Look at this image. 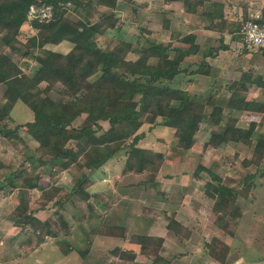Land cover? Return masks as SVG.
I'll use <instances>...</instances> for the list:
<instances>
[{
  "label": "trees",
  "instance_id": "16d2710c",
  "mask_svg": "<svg viewBox=\"0 0 264 264\" xmlns=\"http://www.w3.org/2000/svg\"><path fill=\"white\" fill-rule=\"evenodd\" d=\"M179 1L183 12L199 16L204 20L201 26L219 34V43L205 51L204 56L213 57L220 49H227V45L223 43L225 32L239 33L242 38L241 28L249 19L246 6L242 7L238 27L233 28L224 14L223 2H212L208 10L206 0ZM117 2L118 0H0V41L9 49V52L6 49L0 50V83L5 86L2 94L4 101L0 104V135L5 139L23 141L24 138L18 133L19 125L11 129L4 122L9 118L12 106L21 101L33 114L32 120L24 126L38 143L37 158H28L31 160L30 165L36 163L43 170H50L56 164L63 171L73 167L76 169L69 190L58 185L43 186L39 183L38 171L19 169L9 172L4 180H0V193L6 186L10 191L18 190L19 201L10 215L15 217L16 226L30 232L28 242L35 237V244H39L50 237L62 254L77 252L83 261L88 257L89 248L70 241L69 234L74 221L91 225L93 234L119 238L128 236L124 226L100 223L108 202L103 201L99 194L89 191L92 184L90 174L112 159L120 160L123 154V176L142 177L135 184L127 181L125 186L118 185L120 195L146 198L156 184L165 155L138 145L145 137V133L138 130L145 124L150 128L154 126L155 129L158 126L169 128L170 142L183 150L192 148L195 143L194 134L204 120L217 127L203 144L205 148L211 147L214 151L228 142L251 144L255 128V122H251L246 129L237 127L231 116L224 125H220L225 108L234 107L238 103L235 91H232L226 106H221L214 100L211 102V96L201 97L185 87L175 86L183 81L177 78L185 72H204L201 67L188 71V66L185 65L186 57L198 53L196 35L189 34L185 43L175 45L172 40L157 41L145 36L136 41L117 39L108 50L98 47L97 36L118 25L119 17L115 11ZM42 4L52 6V17L48 20L28 19L29 6ZM101 7L108 11L99 9ZM69 11L75 17H70ZM168 26V21L165 20L163 27L168 29ZM24 27L30 29L29 33L24 31ZM64 41L71 44L67 52L51 49L50 46ZM16 49L21 51L23 57L32 56L35 60L37 67L32 73L24 71L20 61L11 57V50ZM259 50L264 55V48ZM130 53L135 54V57L130 58ZM77 66L92 70L89 76H85V83L78 94L70 86L79 74ZM53 90L56 92L55 98L52 97ZM207 105H210V109L206 108ZM248 107L255 108V105L250 104ZM81 116H84L83 123L74 125V120ZM158 118L161 119L160 123L157 122ZM103 122L108 123L107 128L103 126ZM120 124L122 126L118 127ZM160 139L164 141L163 138ZM252 147L255 154L263 152L264 141L259 139ZM258 159L260 156L254 157L253 162L251 158L245 163L258 165ZM202 170L207 171L214 180L220 179L201 164L195 171L198 173ZM218 182L217 185L207 184L206 191L213 192L218 205L224 206L228 198L234 201V189ZM138 187L141 194L137 193ZM35 190L41 192L35 199L36 202H52L55 207L53 213L43 221L29 212L30 199ZM214 211L217 214L214 224L219 228H222L221 221L226 215L233 218L234 213L226 207L221 213L215 207ZM97 212H101L98 213L99 221L91 218ZM164 227L182 240L188 239L191 232L174 218L166 219ZM130 236L133 243L139 246V251L115 247L111 253L117 259L133 261L140 252L146 257H152L153 264L172 262V259L162 255L164 238L133 233ZM90 241L91 239L87 240L88 246ZM205 245L211 257L225 263L229 252L226 243L214 236Z\"/></svg>",
  "mask_w": 264,
  "mask_h": 264
},
{
  "label": "rangeland",
  "instance_id": "374dc122",
  "mask_svg": "<svg viewBox=\"0 0 264 264\" xmlns=\"http://www.w3.org/2000/svg\"><path fill=\"white\" fill-rule=\"evenodd\" d=\"M206 1L205 5L208 10L211 8L212 2H223L225 5L224 14L228 17L231 22L229 25L233 28L238 27V23L242 18L241 13L243 6H246V11L248 13L250 8H256L255 11L260 9L264 12V0ZM166 5H169L171 8L166 7ZM181 8L182 5L179 0L168 2H165L164 0H118L115 9L117 12L116 14L119 17L118 25L116 28L109 30L105 34L97 36V46L104 50H108L114 46L117 39L122 38L125 40L136 41L137 38L142 40V37L144 38L145 36L157 41H166L169 39L172 40V43L175 45L178 43H185L189 34L196 35L195 42H202V48L205 47L204 43L206 39H208L210 43L215 44L214 42L218 40L219 34L216 33V31L210 29L207 30L201 26L202 21H204L201 18L196 17V25H194L192 20L189 23L185 22V20H183L177 13ZM99 9L105 10V8L102 7ZM170 12H172V14H170ZM68 15L70 17H75L70 11L68 12ZM165 20L168 21V24L172 20L171 29L165 30L163 27ZM258 20L262 19L258 18ZM193 26L196 27L193 28ZM202 28L206 30H203ZM23 29L27 33L30 31V29H27L26 27ZM230 34L228 35L224 33V39L227 38V40H230L231 50L233 52L236 50L237 52V49L240 50V48H237V44H239L238 41L242 40L241 36L239 33L235 32L233 35L231 34V38ZM23 39L25 38L23 37ZM231 40H234L235 42H231ZM217 44L218 43H216V45ZM50 47L52 50L65 53L70 49L71 44L64 41L59 46L53 45ZM4 49H6V47L0 41V50ZM6 50L9 52V49ZM200 51L198 56L186 58V63L187 60L192 59V61H188L189 63H187L189 68L194 67L193 60H199ZM10 54L16 61H20L21 67L27 71V73H32L36 69L37 63L32 56L25 58L18 49L11 50ZM215 56H217V54ZM129 57L134 58L135 54L130 53ZM76 68L78 69L79 74L71 82L70 86L73 91H76L78 94L85 83V76H89V74L92 73V70L84 66H77ZM184 77L185 76H180L177 79L187 82L189 78L184 79ZM192 83L189 84L190 87L193 85ZM221 85L222 84L219 81L214 82L212 85L214 87L211 88L210 91H215L221 94ZM175 86L177 85L175 84ZM3 89H5V86ZM2 94L3 92L0 91V104L4 101ZM223 94H225V92H223ZM200 96L206 97L207 94H200ZM52 97H56L55 90L52 91ZM213 100L214 99H211V102ZM209 104L212 105V103ZM210 105H207L206 108L210 109ZM32 115L30 108L23 102L18 101L10 109L9 118L4 121L11 129L15 125H19L18 133L24 139L22 142H19L13 138L5 139L0 135V180H4L9 172L26 169L28 171H38L40 175L39 182L43 186L50 187L58 185L67 190L71 189L72 175L76 173L74 167L71 170L63 171L57 164L50 170H43L40 165H37L36 163L30 165L31 160L29 161L28 158H37L38 153L36 152V147L38 143L34 141L32 135L27 133L28 128L24 126V124L32 118ZM83 117L84 116L76 118L73 124H82ZM231 117L234 120L235 126H237V121L239 120L240 124H242L245 129L249 127L251 122H255L254 132L251 136V144L247 145L240 142L241 144L237 143V145H231L232 147L222 145L215 151L211 147L205 148L203 144L206 141L203 140L206 137V133H211V131L217 130V127L209 123V121L204 120L205 123H201L196 132V140L192 146L195 150H192V152L190 151L186 157L177 156L176 158L172 156L175 155L172 150L170 151L171 157L169 162H166L164 165V169L161 173L162 184L160 185L164 192H161V199L163 202L168 203L165 207L171 208V210H158V214L157 211L155 214L156 216H161L162 221L165 222L166 219H172L174 217L178 219L179 222L181 221V223L191 231L186 240H182V238H179L174 234L172 235L169 232L164 244L162 255L167 259H172L170 264H252L264 261V150L263 152L255 154L252 147L255 141L259 139L264 141V104L262 109L253 116L242 118ZM229 118V116H225L224 114L221 124L224 125ZM157 122L160 123L161 119L158 118ZM1 124L2 123H0V126ZM102 124L105 128L108 127L107 122H103ZM121 126L122 124L118 125V127ZM219 127L220 126H218V129ZM206 128H208L209 131L206 130ZM140 131L145 133V137L139 141L138 145H147L157 147L158 149L161 148V144L155 137L162 135L163 138L169 141L171 133L170 129L167 127L159 128L158 126L155 129L154 126L150 128L148 124H145L140 128L138 132ZM167 143L169 146L171 145L170 148L173 146L172 142L169 141ZM259 156L260 159L258 160H260V164L258 165L255 163H245L251 158V161L253 162L254 157L258 158ZM119 159L120 160L117 159L118 162L114 161L106 163L102 170H96L95 172L98 171L97 176L94 174L95 172L90 174L92 175V184H94L93 186L91 184V186L94 188L90 187L93 190L96 189L99 191V197L106 199L108 207L111 208L115 206L114 204L117 199L126 197L119 194L117 191L118 185H124L128 183L127 181L135 184L142 177V175H135L134 177L123 176V154ZM199 164L219 176L220 179L214 180L205 170L196 173L195 170ZM218 181H220V184H223L225 187L234 189V192L232 193L234 201H231L228 198L224 203V206L218 205L213 192H207L205 189L207 184L217 185L219 183ZM139 188L140 187L136 188L137 193L141 194V189L139 190ZM6 190L10 191V188L6 186ZM11 191L15 192L17 201H19L17 196L18 190L15 189ZM154 192L155 191L152 187L146 197L149 199L154 198L153 196L156 193ZM161 193L158 195H161ZM40 195L41 192L39 190L32 192L30 210L32 209V211L36 212V210L45 209V212L40 213L38 211L39 216L44 219L53 213L55 207L52 202H36L35 199ZM133 199L139 200L144 198L134 197ZM33 203L34 205H32ZM14 206L12 205V207L7 208L6 212H8L9 215ZM214 207L215 209H218L219 213H221L225 207L234 213L233 218L230 215L224 217L221 221V224L223 223L222 228H219L214 224V220L217 219ZM139 211H141V207H138L137 204H133L129 206V216L127 219L122 221L116 219L115 215L112 216V224L121 225L127 228V238L101 235L97 233L93 234L91 231V225L86 222L78 224L74 221L71 226L69 238L70 241L75 242L76 245L89 248L88 257L84 261L77 252H72L67 256H63L58 248H51L52 244L48 243L44 246L43 250L32 252L31 255L27 256L26 260L12 261L9 262V264H153L152 257H146L140 252H138L133 261H121L111 253L112 249L115 247L135 249L136 251H139V246L133 243V238H131L130 235H132V233L140 234L139 232L143 234V232L151 231V228H158L159 220L157 219H155L153 223L152 221H149L147 222L148 224H146L139 215L133 216L134 213L138 214ZM150 211H152V209H150ZM98 213L101 212H97L91 218L97 220ZM120 217L121 216H119V218ZM85 221H87V218ZM107 222L109 221H104L103 219L100 220V223L102 224H106ZM16 227L18 229V243L27 240L28 233L30 232L21 230L20 226ZM214 236L219 237V239L229 246V252L226 256L225 263L216 260L208 254V248L205 243L210 242ZM88 239H91L89 246L87 244ZM30 240V246H32L36 242V238L33 237L30 238ZM20 256L22 255L19 252L18 256H15L13 260ZM35 257L41 258V261H36Z\"/></svg>",
  "mask_w": 264,
  "mask_h": 264
},
{
  "label": "crops",
  "instance_id": "0c3cea01",
  "mask_svg": "<svg viewBox=\"0 0 264 264\" xmlns=\"http://www.w3.org/2000/svg\"><path fill=\"white\" fill-rule=\"evenodd\" d=\"M166 7L171 8L169 5H166ZM255 9H252V8L249 9V16L251 15V16H254L255 18L264 19V12H262L260 9H257L255 11ZM177 13L187 23L191 22V20H192L194 25H196V22H197V21H195L196 17L200 18L199 16H197L195 14L183 12L182 8L179 9L177 11ZM170 14H172V12H170ZM171 22H172V20L169 23L168 29H165V30L171 29L170 28V27H172ZM195 27L196 26H193V28H195ZM204 28H206V27H204ZM204 28H202V29L203 30L207 29V28L206 29H204ZM216 33H218V32H216ZM225 34L229 35L230 33L225 32ZM232 35H231V38H232ZM168 40H166V41H168ZM231 42H235V41L231 40ZM238 42H239V44H237V48H240V50L237 49V52H236V50H235V52H233L231 50L230 40H227V38L224 39V37H223V43L225 45H227V49H222V50L220 49L217 53V56L212 57V56H204V52L207 51L209 48H214L216 46V43H219L218 40L216 42H214L215 44H212L209 42L208 39H206L205 43H204L205 44L204 48H202L203 47L201 45L202 42L196 41L195 43H197L199 45L198 53L201 50L200 51V58H199V60H195V61L193 60L194 67L189 68V66L187 64V63H189L188 61H192V59L187 60V63L185 65L188 66V71L196 70L197 68L201 67L202 71H204V72L199 73V74H196V73L191 74L189 72H185V74L183 73L182 75L185 76L184 79L185 78H189V79L187 80V82L182 81L177 86L178 87H185L191 93H196L199 95L200 94H202V95L207 94L206 97L211 96L212 99H214V101L217 104H220L221 106H226L228 99L231 97L232 91H235L234 95L238 99V103L234 107H226L223 114H225V116H229V117L233 116V117H237V118H242V117H246V116L249 117V116L255 115L263 107V104H264V55L262 54V52L260 50L249 52V51L243 49V40L238 41ZM198 53L195 55L188 56V58L198 56ZM218 81L222 84L221 85L222 86L221 94H219L215 91L214 92L210 91V89L214 87V86H212L214 84V82H218ZM190 83L193 84L191 87L189 86ZM3 87H4V84L0 83V91L1 92H4V90H5V89H3ZM200 89H204V90H200ZM223 92H225V94H223ZM250 104L253 106L255 105V108L249 109L248 106ZM31 120H32V118L29 119L28 121H31ZM202 123H205V122H202ZM220 125H222L221 122H220ZM237 127L245 128L242 124H240L239 120L237 121ZM206 130L209 131L208 128H206ZM210 134H211L210 132L209 133L207 132L206 137L203 141L207 142L208 139L210 138ZM196 136H197V133L194 134V140H196L195 139ZM155 138H156V140L157 139L159 140V143L161 144V148L158 149L157 147H152V146H147V145H143V146L140 145V146L152 149V150L157 151V152H163L165 155L164 161H163V163L159 169V172L157 174L156 184H155V186H153V190L156 192V193L155 192L154 193L157 196L156 197L154 195L153 197L156 199H154V198L149 199L148 197H146L144 199L137 200V199H133V198H129V197H122L121 199H117L116 203L114 204L115 206H113L112 208L107 207L104 209L103 212H107V213L104 214L103 220L109 221V222H107V224H112L111 223V221H113L112 216L115 215L116 219H120L123 221V220L127 219L129 216V214H128L129 206L133 205V204H137L138 207H141V211H139L138 214L134 213L133 216L139 215V217L142 218L146 222V224H148L147 222H149V221H152V223H153V221L155 219L159 220L158 228H156V229L151 228V231L143 232V234L141 232H139V233L142 235H151V236L162 237V238H164V244H165V241L167 240V236H168L169 232L164 227L163 222H165V221H162L161 216H159V215L156 216V214H155L156 211L158 214V212H159L158 210H161V211H163V210L170 211L171 210V208L165 207V206H167L168 203L163 202V200L161 199L162 198L161 192H164V191H162L163 189H161V187H160V185L162 184L161 183V173H162V170L164 169L165 163L169 162V159L171 157L170 151H172V150L174 151L175 155H172V156L176 158L177 156L186 157L190 151L192 152V150H195V149H193L194 148L193 147L189 150H183V149L177 148L175 146H172L170 148L171 145L169 146V144L167 143L170 140L167 141L165 138H163L162 135L156 136ZM160 138H163L164 141L161 140ZM31 139H33V138H31ZM34 141L37 142L36 140H34ZM237 143L239 144L240 142H228L227 144H223V145L228 146V147H232L231 145H237ZM114 161L116 162L117 159H112L109 162H114ZM109 162H107V163H109ZM104 166L105 165H103L100 168V170H102L104 168ZM97 172L94 173L96 176H97ZM91 176L92 175H90V177ZM96 176H94V177H96ZM91 180H92V177H91ZM93 185L94 184H92V186ZM91 187L89 188V191L91 193L99 194L98 193L99 191H97L96 189L93 190L92 188H94V187H92V188ZM160 193H161V195H158ZM102 200L106 202V199H102ZM17 203H18V201H17V198H16L14 191L10 192L9 190L7 191L5 188V190L2 193H0V264H9V262H12V261L15 262V261L26 260L27 256L31 255L32 252H36L37 250H43L44 246L48 243L52 244L51 248H54V247L58 248L56 243L54 242V240L50 237H46L43 242H41L39 244L34 243L32 246H30L31 242H28L27 240L22 241L21 243L20 242L18 243V240H17L18 239V235H17L18 229L14 225L15 218H13L11 215L8 214V212H6L7 208L12 207V205L14 206ZM32 205H34V203ZM44 206H46V205H44ZM150 209H152V211H150ZM30 211H31L30 212L31 215L37 217L38 219H40L42 221L47 219L50 216L49 215L44 219L41 216H39L38 211L40 213L45 212V209H39V210H36V212L32 211V209H31ZM119 216H121V217L119 218ZM174 219H176V218H174ZM176 220H178V219H176ZM58 250H59V248H58ZM19 252L21 253L22 256L17 257L13 260V258L15 256H18ZM69 254H67V255H69ZM62 255L67 256L64 254H62ZM35 260L41 261V258L35 257ZM36 264H39V263H36Z\"/></svg>",
  "mask_w": 264,
  "mask_h": 264
},
{
  "label": "built area",
  "instance_id": "2783aa9c",
  "mask_svg": "<svg viewBox=\"0 0 264 264\" xmlns=\"http://www.w3.org/2000/svg\"><path fill=\"white\" fill-rule=\"evenodd\" d=\"M53 15L51 5L41 6L30 5L27 11L28 19L48 20ZM243 49L247 51H257L264 48V19L258 20L254 16H249L241 28Z\"/></svg>",
  "mask_w": 264,
  "mask_h": 264
},
{
  "label": "water",
  "instance_id": "95a60500",
  "mask_svg": "<svg viewBox=\"0 0 264 264\" xmlns=\"http://www.w3.org/2000/svg\"><path fill=\"white\" fill-rule=\"evenodd\" d=\"M252 264H264V261L255 262V263H252Z\"/></svg>",
  "mask_w": 264,
  "mask_h": 264
}]
</instances>
